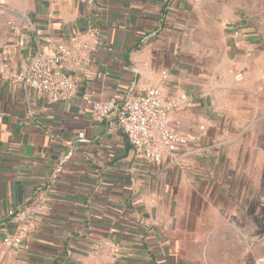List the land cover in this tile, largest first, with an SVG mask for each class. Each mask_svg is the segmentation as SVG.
<instances>
[{"label": "crops", "instance_id": "1", "mask_svg": "<svg viewBox=\"0 0 264 264\" xmlns=\"http://www.w3.org/2000/svg\"><path fill=\"white\" fill-rule=\"evenodd\" d=\"M0 8L13 23L0 40V264H261L264 199L254 203L239 150L241 132L264 115V49L255 41L234 49L225 24L249 36L248 18L259 20L261 34L264 0H0ZM44 38L71 53L76 95L67 102L9 79ZM152 87L182 101L171 117L203 152L154 165L112 120L90 119L86 99L125 101ZM248 186L243 246L237 209ZM26 207L38 219L29 249L7 250L3 239L17 230L8 212Z\"/></svg>", "mask_w": 264, "mask_h": 264}, {"label": "built area", "instance_id": "2", "mask_svg": "<svg viewBox=\"0 0 264 264\" xmlns=\"http://www.w3.org/2000/svg\"><path fill=\"white\" fill-rule=\"evenodd\" d=\"M225 27L234 49L241 50L248 46L249 36L244 30L245 27L234 22H227ZM251 54V51L245 53L246 57H251ZM70 55L62 44L55 43L51 38H44L41 48L31 61L20 71L11 74L9 79L13 83L26 85L51 102H67L76 95V85L65 70V62ZM166 78V73H162L161 79ZM235 79L241 80L242 74L237 72ZM86 102L93 122L112 120L129 144L148 163L160 165L166 162L167 165L174 166L185 158L204 151L201 147H191V139L179 131L180 122L171 117L182 101L164 97L159 87H152L145 93L125 101L113 97L88 98ZM41 209L48 210L46 207ZM8 216L15 222L17 230L14 235L3 239V246L16 252L28 249L29 238L37 227L36 209L26 207L19 211L10 210ZM108 244V241L96 243L93 245V251L97 252L103 245ZM112 247L119 255L121 247ZM261 264H264V260Z\"/></svg>", "mask_w": 264, "mask_h": 264}, {"label": "rangeland", "instance_id": "3", "mask_svg": "<svg viewBox=\"0 0 264 264\" xmlns=\"http://www.w3.org/2000/svg\"><path fill=\"white\" fill-rule=\"evenodd\" d=\"M3 10L0 8V13H2ZM5 17L0 14V40L2 41L4 38H8V33L11 34V27L13 26L12 21L5 20ZM249 42H254L255 47H263L264 49V30L261 28V34L259 31V25L258 23L262 22L259 20H249ZM250 28H253L252 31ZM254 32V33H253ZM9 34V35H10ZM250 47V45H249ZM2 47H0V50ZM255 53V52H254ZM254 53L252 52L251 58H253ZM235 82H238L234 79ZM240 83V81H239ZM241 136L243 137V142L241 144V148L239 150V155L244 157L246 159L245 165L241 166V171L246 172L249 174L251 172L250 177V183L253 185V188L255 189V197H254V203H260L262 198L264 199V115L257 117L255 120H253L247 131L241 132ZM249 158H250V166H249ZM238 166V165H237ZM239 167V166H238ZM249 182V181H248ZM245 191V198L248 197L247 203H241V208L237 209L239 211V218L240 221L238 222L240 224L241 233L237 232L236 236L240 235L242 237L241 244L243 246H249V186L246 187ZM244 198V199H245ZM258 216L261 218L262 214H258ZM258 230L261 231V225L260 221H257ZM229 235V234H228ZM239 241V239L237 240ZM232 241L225 240L220 241L219 245H222V243L225 244L228 251L229 249V243ZM222 250V248H220ZM224 249V250H225ZM220 250V251H221ZM212 258V257H211Z\"/></svg>", "mask_w": 264, "mask_h": 264}, {"label": "trees", "instance_id": "4", "mask_svg": "<svg viewBox=\"0 0 264 264\" xmlns=\"http://www.w3.org/2000/svg\"><path fill=\"white\" fill-rule=\"evenodd\" d=\"M79 221H80V223H81V226H82V229H83V231H84V234H85V236H88V235H91V233H92V229H93V227H92V225L90 224V222H88L86 219H82V220H80L79 219ZM29 246V245H28ZM28 249H29V247H28ZM58 262H56V264H57Z\"/></svg>", "mask_w": 264, "mask_h": 264}]
</instances>
